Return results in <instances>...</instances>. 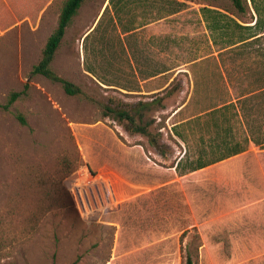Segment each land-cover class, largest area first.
Segmentation results:
<instances>
[{"label": "rangeland", "instance_id": "374dc122", "mask_svg": "<svg viewBox=\"0 0 264 264\" xmlns=\"http://www.w3.org/2000/svg\"><path fill=\"white\" fill-rule=\"evenodd\" d=\"M64 1L42 0L35 16L0 27V264H185L187 243L191 249L200 244L198 264H264V181L252 175L253 160L264 164V151L252 149L234 163L179 175L172 164L186 149L195 157L200 134L207 140L214 131L181 123L188 146L168 134L172 124L260 87L264 39L244 52H217L199 8L242 19L229 0L186 1L176 14L138 31L150 38V57L171 67L155 82L169 84L158 94L163 107L152 106L142 117L155 120L152 132L164 117L157 149L147 136L127 131V120L104 113L110 103L133 113L131 106L152 99L121 90V72L102 63V40L115 43L123 13L116 21L110 5L82 46L107 0L80 6L50 64L79 93L69 95L59 82L31 74ZM147 1L148 7L136 4L135 12L148 9L153 16L157 6L165 9V0ZM87 62L117 85L86 74ZM13 91L22 93L5 108ZM232 113L225 115L237 140L248 132L264 141V93L246 98L237 117ZM83 165L106 179L114 201L99 221L78 214L66 186Z\"/></svg>", "mask_w": 264, "mask_h": 264}, {"label": "trees", "instance_id": "16d2710c", "mask_svg": "<svg viewBox=\"0 0 264 264\" xmlns=\"http://www.w3.org/2000/svg\"><path fill=\"white\" fill-rule=\"evenodd\" d=\"M85 1L86 0H65L63 2L58 16L57 25L46 39L45 45L42 49L41 59L33 66L31 70V74L39 73L53 81L59 82L64 91L69 95L79 93L81 91L80 88L73 82L56 75L51 70L50 64L60 46L66 28L70 25L73 17L77 14L80 6ZM108 1L114 9V17L116 20H120V14L125 13L130 15L128 12L132 7H135L136 4H139L140 6H146L145 1L147 0ZM165 1V9L162 8L164 10L160 12L161 7L163 6H157V11L153 14V16H150V19L158 20L162 17L172 15L178 12L182 6H185L186 1L192 0ZM229 1L232 3L236 13L239 14L242 19L232 17L219 9L211 8L209 6H201L199 8L203 17V21L205 22V27L210 32L212 43L217 45L220 50H226L230 48H240L241 50H244L245 48L253 47L254 44L264 39V0ZM41 3L42 0H0V27H4L10 23H16V20H18L19 17H30V15L31 17L35 16L41 7ZM107 10L108 5L103 9L102 14L96 21L94 27L83 36V47L85 46V41L88 39L92 31L98 27L101 17ZM244 17H247L248 20H244ZM127 23L128 25H122L123 31L133 30L136 27L145 24L146 22L143 20L137 22L136 24L134 16H131ZM258 47H260V44H258ZM93 54L96 56L97 52L94 51ZM85 70L91 73L99 82L105 85H117L115 82L107 80L105 77L99 75L95 66L92 68L86 65ZM162 72L163 70H156L154 74L150 75H158ZM27 85L28 84H25V87H27ZM167 86H169V84ZM166 87L162 90L167 89ZM178 87L179 86H177V88ZM257 89H260V91L264 93V82ZM160 91L152 93L149 96L152 98L151 100L138 101L136 104L131 106V109L133 108V113H131L130 110L121 107L120 105L114 106L111 103L105 105L104 113L106 115L112 114L119 122L127 120V131L130 133H140L147 136L148 142L158 149V147H160L159 138L162 136L161 129L166 128L164 124V117L160 118L159 122L154 125V128L156 129L155 132H152L148 128L153 123H155V120L151 119L149 121L143 122L142 117L143 112L150 109L152 106L163 107L162 96H158ZM254 91L255 90L249 91L251 96L254 94L252 93ZM21 93L22 91L11 92L4 107L7 108L8 105H10ZM231 109H234V104L232 103L213 105L204 110L203 113L200 112L199 114L186 119L184 122L172 124L170 128L171 132L168 133L169 136L172 140L174 139L172 135L176 136L186 145L188 144V141L186 134L181 129L182 127L179 126L181 123L191 129L193 126H195L198 128L203 127L204 129L212 128V131H214L213 134L208 136L207 140H205L203 134H200L199 141L202 143V145L198 147L195 157H190L188 154V149H186L183 155L177 159L175 164H172L179 175L197 171L219 160L237 154L243 151L245 149V145H248L250 141L256 145L260 144L261 142L264 143L263 140L259 142L252 137H250V139L244 137L242 141H238L236 137L230 134L232 130L229 118L230 116L227 117L225 112ZM232 114L236 115V112L234 111ZM17 116L23 124H26V121L21 116V114H18ZM200 129L202 130V128ZM193 230L195 231L194 227ZM185 234L186 232H182V235ZM193 237L198 238L199 236L196 232H194ZM199 246L200 244H194L193 248L191 249L189 243H187L185 264H198L197 260L199 257Z\"/></svg>", "mask_w": 264, "mask_h": 264}, {"label": "crops", "instance_id": "0c3cea01", "mask_svg": "<svg viewBox=\"0 0 264 264\" xmlns=\"http://www.w3.org/2000/svg\"><path fill=\"white\" fill-rule=\"evenodd\" d=\"M145 4L148 7V1H145ZM107 5H108V9L112 10L108 0H107V3L104 7H106ZM41 7L43 8V5H41ZM41 7H40V9L42 10ZM40 9H39V11H41ZM135 10H136V8L132 7L131 10H129V12H128L130 15L123 13L124 14L123 19L125 20L124 25H128L127 22L131 16H134L136 24H137V22L143 21V20H145L146 23L143 25H140V26H138L135 29L130 30V31H123L122 30L121 33L119 32V35L117 36L115 43H113L112 41H108L107 38H105V40L101 39L103 42L101 48H103V50L106 54L105 59H107L106 62H102V63L108 70H116L117 72L118 71L121 72L122 82L119 85V88L121 90L126 91L127 93H133V94H135V93H146L148 95H151L152 93H155L157 91L164 89L168 85L167 81H165V80H164L165 82L163 81L164 82L163 85L155 86V82H156V80H159V79H161V77L165 76L169 71H171V67H168L166 64H162L161 62H158L155 58V55H151V57H150V40H149L150 38L147 37V39L145 40L144 37L138 36V31L140 29L149 27L153 22H156L157 20L150 19V13L146 12V11H148V9H144L143 11L141 10V12H139V11L135 12ZM102 11L100 12L99 17L102 14ZM176 13H174V14H176ZM112 17H114V9L112 11ZM165 17H167V16H165ZM201 17H202V15H201ZM25 18L29 19L28 16H25ZM98 18H97V20H98ZM162 18H164V17H162ZM162 18H160V19H162ZM114 19L116 20L115 17H114ZM160 19H158V20H160ZM202 20H203V17H202ZM95 24H96V22L93 24V26L87 32H89L94 27ZM87 32H85V34ZM141 39H143V40H141ZM151 43H152L151 48L153 51H155V47H154L155 42L152 41ZM210 44L217 47L218 53H221L223 51H235V52H242L243 51L244 52L247 49V48H245L244 50H241L240 48H230V49H226V50L225 49L220 50L217 45H214L212 43L211 35H210ZM112 54H114V55L111 57L108 56V55H112ZM103 57H104V55H103ZM113 57H115V59L117 57V59L115 61H112ZM112 64L115 65V66H112L113 68L110 67ZM86 65L94 68V65L89 63V62H87ZM156 70H163V72L158 74V75H150V74H154ZM84 72L86 74L90 75L91 77L95 78L91 73L87 72L86 70H84ZM144 84L147 87L146 91L144 89ZM109 86H111V85H109ZM260 92H261L260 89H256L252 93L256 94V93H260ZM250 94L251 93H249V91H247V92L245 91L244 93H242L241 95H239L237 97L236 100L239 101V103H240L239 108L242 109L243 101H245L246 98L252 97ZM236 100H232V101L229 100L227 102H224V103L234 104L233 113L235 111L236 115L232 114L231 117H237L238 116L237 112H238L239 108H237V106H236L238 103ZM224 103H222V104H224ZM246 129H247V127H246V125H244V130H246ZM230 134L232 135V130H231ZM244 137H247L248 139H250L251 135H249L248 132H245L243 138ZM254 139L257 140V138H254ZM238 141H242V140H238ZM258 141L261 142L262 139L260 138ZM262 144H264V143L261 142L260 144L256 145L250 141L248 145H245V149L243 151H241L237 154L231 155V156L224 158L222 160H219V161H217L211 165L213 167H215L216 165H221L223 163H227V164L232 163V162L234 163V162L238 161L240 157H242L243 155H246L247 153L252 151V149L253 150L258 149V151H264V148L261 147ZM253 164L255 166V174H252V175L258 176L261 181H264V164H262L259 160L258 161L253 160Z\"/></svg>", "mask_w": 264, "mask_h": 264}, {"label": "built area", "instance_id": "2783aa9c", "mask_svg": "<svg viewBox=\"0 0 264 264\" xmlns=\"http://www.w3.org/2000/svg\"><path fill=\"white\" fill-rule=\"evenodd\" d=\"M66 186L76 211L85 221L101 220L114 205L106 179L87 165L68 177Z\"/></svg>", "mask_w": 264, "mask_h": 264}]
</instances>
